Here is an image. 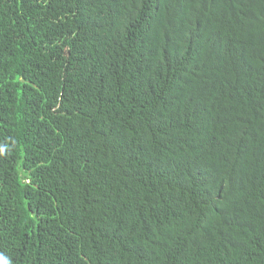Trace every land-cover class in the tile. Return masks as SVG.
I'll use <instances>...</instances> for the list:
<instances>
[{"label":"trees","instance_id":"1","mask_svg":"<svg viewBox=\"0 0 264 264\" xmlns=\"http://www.w3.org/2000/svg\"><path fill=\"white\" fill-rule=\"evenodd\" d=\"M0 264H264V0H0Z\"/></svg>","mask_w":264,"mask_h":264}]
</instances>
